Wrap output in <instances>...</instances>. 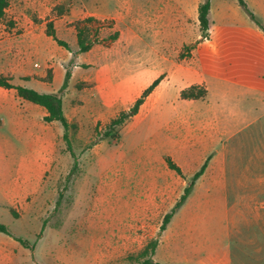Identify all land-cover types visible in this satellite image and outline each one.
Wrapping results in <instances>:
<instances>
[{"label":"crops","instance_id":"obj_1","mask_svg":"<svg viewBox=\"0 0 264 264\" xmlns=\"http://www.w3.org/2000/svg\"><path fill=\"white\" fill-rule=\"evenodd\" d=\"M13 1L10 0L7 9L17 12L18 7L13 8ZM44 1L47 0H28L26 5L40 10ZM204 1L187 0L183 8V14L198 29L195 36H185L188 25L180 28V37H190L182 43H192L191 54L168 73L167 69L158 73L156 78L162 76L161 81L134 115L138 116L139 125L145 122L154 127L155 149L164 155L166 164L163 172L158 173L162 182L160 189L173 194L171 199L163 197L162 214L123 215L118 220L120 224L113 226V236L122 234L121 246H113L115 252L143 251L151 240H158L154 253L142 255L138 264L149 257L162 264H264V0H244L255 18L239 0H210L206 35L199 22V6ZM120 4L115 14H126L130 20L134 14V1L121 0ZM148 4L154 11L163 9L166 14L157 26L159 43L164 46L177 44L176 2L147 0L145 5ZM87 12L97 19L113 15L95 11H86L83 15L87 16ZM165 20H169L170 29L165 26ZM4 28L0 22V58H5L8 63L5 68H0V73L10 77L12 82L16 78L14 73L19 71L14 55L19 44L2 38ZM28 33L30 39L25 42L37 46V37ZM21 70L27 79L12 83L32 85L31 88L41 92H58L59 86L55 87V82L65 80L55 75L51 88L43 79L44 71L31 67ZM142 75L138 73L135 81L125 76L126 80L120 82L121 93L115 95L114 72L97 73L92 79L96 102L103 104L101 108L105 109L124 102L123 98L131 95H135V102L156 79L142 89L139 84ZM193 84L204 85L206 97L182 98L181 91ZM23 100L16 89L0 86V205L10 209L30 207L28 199L39 190L54 152L50 150L49 130L59 127L58 121L44 120L48 112L39 104L31 102L35 105H27L21 110V114L30 111L37 114L27 119L19 115L13 120L31 127L27 128V134L33 150L23 157L19 167L16 147L2 136L1 128L11 111L18 113V105ZM148 115L151 116L147 118ZM56 133L57 138H63L64 133ZM144 147L145 150L148 148L146 140ZM167 156L182 169L186 178L169 167ZM207 160L208 165L196 180L191 194L166 229L161 230L165 214ZM19 172L24 175L20 180ZM167 177L172 181H167ZM16 217L25 220L27 215ZM10 232L13 235L0 231V264H21L19 257L29 247L15 238L24 236Z\"/></svg>","mask_w":264,"mask_h":264},{"label":"rangeland","instance_id":"obj_2","mask_svg":"<svg viewBox=\"0 0 264 264\" xmlns=\"http://www.w3.org/2000/svg\"><path fill=\"white\" fill-rule=\"evenodd\" d=\"M132 1L134 14L129 20L126 14H115L121 0H47L40 10L26 5L28 0H14L13 8L17 6L18 11L7 9L1 22L5 25L2 38L19 44L14 54L19 71L14 73L16 78L12 82L27 79L21 69L31 67L44 71L43 79L52 88L54 76L64 79L66 71L70 70L66 88H62L63 83L59 81L55 82V87L59 86L66 115L77 126L69 131L76 157L69 152L64 139L56 136V131L64 133L62 124L57 122L59 127L49 130L50 150L54 152L39 190L28 199L31 208L10 209L0 205V222L29 241L27 252L17 259L21 264H138L142 251H113V246L122 244V234L113 236V226L120 224L118 220L123 215H160L164 208L163 197L171 199L173 196L160 189L162 182L158 173L163 172L166 164L164 155L155 149L153 126L145 122L139 125L138 116H134L119 129V138L105 136L111 119L129 109L135 95L123 98L124 102L115 103L110 109L101 108L103 104L95 100L92 79L97 73L114 72V92L119 95L120 82L126 80L125 76L135 81L138 73H143V78L139 79L143 89L161 70L167 69L168 73L191 54L192 43H182L190 37H180L181 26L189 27L184 30L185 36H195L198 29L183 14L187 0H173L178 6V43L161 45L157 26L160 19L166 18L164 10L154 11L149 4L145 5L147 0ZM62 9L64 14L60 15ZM86 11L113 15L98 18L99 22L94 25L100 41L89 52H80L76 23L91 16L88 12L84 16ZM49 21H53L57 36L66 41L69 48L59 45L47 34ZM163 22L170 29L169 20ZM26 32L37 37V46L25 42L30 39ZM115 33L118 36L112 39ZM7 64L5 58H0V68ZM30 104L35 105L23 100L18 105V113L11 111L1 128L2 136L16 147L19 167L23 157L33 150L27 134V128L31 127L13 120L19 115H24V119L36 115L35 111L20 113ZM75 159L77 168L71 172ZM2 164L5 166L4 160ZM18 177L23 178V173L19 172ZM15 214H24L27 218L21 220ZM234 251L237 263V246Z\"/></svg>","mask_w":264,"mask_h":264},{"label":"trees","instance_id":"obj_3","mask_svg":"<svg viewBox=\"0 0 264 264\" xmlns=\"http://www.w3.org/2000/svg\"><path fill=\"white\" fill-rule=\"evenodd\" d=\"M239 1L241 5L245 8V10L249 13V15L252 18H255L254 14L247 7L245 1L244 0H239ZM9 4H10V0H0V22H2V20L4 19L6 15V10L9 7ZM209 10H210V0H205L203 3L200 4L199 22H200V27L203 32V35H206L207 30L209 28V18H208ZM63 12L64 11L62 9L60 14H63ZM98 22L99 20L95 18L94 16H88L76 23L77 45H78V49L80 52H88L89 50H91V48L94 46L95 43L100 41V39L96 37L97 29L94 25V23H98ZM47 34L51 36L59 45L69 48V44L57 36L55 29H54L53 21L48 22ZM117 36H118V33H115L112 39L116 38ZM70 76H71V72L70 70H67L62 88H66V86L68 85ZM161 79H162V76L156 78L147 88L144 89L141 96H139L135 100V102L129 109L120 111L117 116L111 119V121L108 124L107 129L105 130V136H109L115 139L120 137L119 129L123 126V124L127 120H129L130 118H132L134 115L138 113L139 108L141 104L144 102L145 98L159 84ZM0 86L9 88V89L14 88L16 89L19 97L43 106L48 112V114L44 117V120L46 122L58 121L62 124V126L64 127L63 139L67 144V148L69 152L72 154L73 157H76L75 152L72 148L69 131L71 128H77V126L76 124L72 123L67 117L65 110H64L63 98L58 92H41L37 89L31 88L28 86L15 85L11 82L10 77L2 73H0ZM206 95H207V88L204 85H200V84H193L191 86L184 88L181 91V97L185 99L204 98L206 97ZM166 161L171 169L175 170L182 177L186 178V176L182 172V169L172 160L171 157L167 156ZM77 164H78V161L77 159H75L71 172H74L76 170ZM207 165H208V160L190 178L189 183L185 187L180 198L177 200V202L171 208V210L165 214L163 218V223L161 225V230L166 229L173 215L185 203L188 196L191 194L193 190V186L196 180L203 174ZM0 231L7 233L9 235H13L10 232L8 226L1 222H0ZM15 238L19 242H21L23 245L30 247L29 241L27 239L22 238V237H17V236H15ZM157 244H158L157 239L151 240L145 246L141 254L142 255L153 254L156 249ZM141 264H162V263H158V262L155 263L151 259V257H149V258L144 259V261H142Z\"/></svg>","mask_w":264,"mask_h":264}]
</instances>
